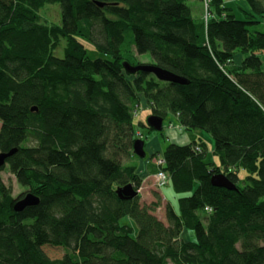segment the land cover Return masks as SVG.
Returning <instances> with one entry per match:
<instances>
[{"label":"trees","instance_id":"1","mask_svg":"<svg viewBox=\"0 0 264 264\" xmlns=\"http://www.w3.org/2000/svg\"><path fill=\"white\" fill-rule=\"evenodd\" d=\"M199 1L207 20L186 0H0V153L16 149L0 167V264H264V32L249 28L264 2ZM56 4L59 24L41 23ZM142 55L188 84L126 71ZM142 103L214 144L217 162L201 140L159 155L182 195L165 223L157 193L149 206L116 194L143 181L127 164ZM27 193L38 204L16 212Z\"/></svg>","mask_w":264,"mask_h":264},{"label":"rangeland","instance_id":"2","mask_svg":"<svg viewBox=\"0 0 264 264\" xmlns=\"http://www.w3.org/2000/svg\"><path fill=\"white\" fill-rule=\"evenodd\" d=\"M264 2V0H263ZM187 6H189L192 10V14L194 17H199L203 12V6L200 1L197 0H186L185 2ZM240 4H243L247 10V6L244 4V2H241ZM39 16L41 19V23H44L46 25L50 24H59L60 22V8L59 5H50L39 12ZM243 18V16L241 17ZM257 23L252 24L249 26L251 31L256 32H264V18H256ZM88 55L90 58H96L98 55L93 50V48L88 45L87 46ZM138 60L143 63L147 64L150 61V58L148 55H142L137 56ZM261 57L264 59V54L261 55ZM151 115V110L142 103L141 108L138 110L137 117L135 118L134 124H135V136L137 139H141L144 142V151H145V158L140 159L135 155H132L131 158L127 161L124 160L123 163H126L129 165H134L137 167L138 173H140L139 170V164L142 163L143 169L148 174H154L156 172V167L154 165V160L158 158L159 155H161L164 150L167 148L169 144H171L167 139L166 131L168 130V126L170 124L175 125L178 124L177 120H175L174 115L168 114L167 117L163 120L162 123V130L160 132L150 130L147 128V119ZM141 123L142 125H139ZM189 136L193 137V134H195V140H201L205 144L206 148V161H214L217 162L216 158L213 156V140L211 136L203 131V130H193V131H186ZM155 153H158L156 156H154L153 159L152 155ZM1 177L5 185L10 186L12 188V196L15 198L21 193L25 191V188L19 186V184L16 182L14 176L8 171L7 168L3 172H1ZM246 177V173L244 171L239 172V187H243V181ZM142 190L139 188V195H140V203L145 206H149L151 202L154 201L153 194L157 193L160 198V207H158L154 211V215L165 223L164 218V207L166 205V200L169 201L175 209H177V199L181 197L182 195H177L173 192L171 189V186L168 184L163 188H158L156 186L155 177L149 178V180L146 181L144 185H142ZM150 195L148 196V193ZM184 196V195H183ZM128 219L123 218L121 220V224L127 223ZM191 239L194 240V234L190 232ZM61 254H64V251L62 250ZM53 257H56L54 255Z\"/></svg>","mask_w":264,"mask_h":264},{"label":"water","instance_id":"3","mask_svg":"<svg viewBox=\"0 0 264 264\" xmlns=\"http://www.w3.org/2000/svg\"><path fill=\"white\" fill-rule=\"evenodd\" d=\"M99 5L102 6V4ZM123 65L126 71L130 73L142 71L153 74L156 77V79L161 82L174 83L179 85L188 84V81L186 79L174 75L173 73H170L169 71L155 65L141 64L135 67L130 66L128 63H124ZM30 111L37 112V108L31 107ZM162 123H163V119L156 115H150L147 119V127L157 132H160L162 130ZM132 150L134 155L137 156L138 158L140 159L145 158L144 142L141 139H137L133 142ZM15 151L16 149H12L7 153H0V167H2L5 164L6 159L12 156L15 153ZM210 183L214 187L224 188L230 191L237 190L235 184L230 182L228 178L223 174L213 175L210 179ZM116 194L120 199H132L139 194V191L134 190L132 184H127L123 187H118L116 189ZM38 202L39 199L37 197L33 196L30 193H27L24 195L23 198L19 199L14 203L13 209L16 212H20L26 207L34 206L38 204Z\"/></svg>","mask_w":264,"mask_h":264},{"label":"crops","instance_id":"4","mask_svg":"<svg viewBox=\"0 0 264 264\" xmlns=\"http://www.w3.org/2000/svg\"><path fill=\"white\" fill-rule=\"evenodd\" d=\"M199 1V0H197ZM238 0H224V3L227 5H232ZM241 6H244L243 4H240ZM200 17V16H199ZM175 120L177 118L175 117ZM166 139L170 143L178 144V145H186L189 144L192 141H195V134H193V137L189 136L188 133L178 124L173 125V127L168 126V130L166 131ZM139 170H140V175L143 177V181L141 183L140 189L142 190V185L146 183L147 180L151 177H155L153 174H148L147 172L144 171L142 163L139 164ZM157 171V170H156ZM156 173V172H155ZM148 196L150 195L149 192Z\"/></svg>","mask_w":264,"mask_h":264},{"label":"built area","instance_id":"5","mask_svg":"<svg viewBox=\"0 0 264 264\" xmlns=\"http://www.w3.org/2000/svg\"><path fill=\"white\" fill-rule=\"evenodd\" d=\"M206 8H207V5L205 4L204 16H203L205 20H207V18L209 17V14H208ZM196 150H198V148H196ZM153 162L156 165V167H158V169L161 166H164V164H165V161H164V159L162 157H158ZM155 182H156V186L158 188H162L163 186H165L167 184L168 176L166 175L165 172H163L161 170H158L157 173L155 174Z\"/></svg>","mask_w":264,"mask_h":264}]
</instances>
